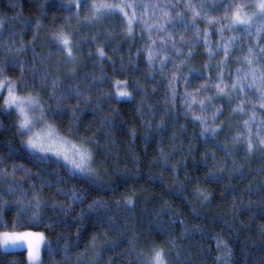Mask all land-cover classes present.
Instances as JSON below:
<instances>
[{
    "label": "trees",
    "instance_id": "1",
    "mask_svg": "<svg viewBox=\"0 0 264 264\" xmlns=\"http://www.w3.org/2000/svg\"><path fill=\"white\" fill-rule=\"evenodd\" d=\"M80 3L86 4L87 10L77 9L76 0H0V63L7 62L8 78L14 84L22 80L31 84L33 68L37 73V85L41 82L40 73L45 70L51 74L50 79L58 81L55 98L60 99L64 93L68 95L59 106L64 113L63 126H53L66 138L79 143L69 131L73 111L76 112L80 135L83 136L85 130L90 128L88 135L107 150L105 158L92 149L101 177L116 190L98 192L85 183L72 180L67 186L61 185L65 192L69 195L73 191L80 195L87 192L83 203L73 204L67 196L57 193L55 187L44 188L39 193L43 207L35 222L31 220V209H25L28 216L17 217L16 206L5 195L8 205L6 211L0 214V264H31L25 245H3L5 231L43 234L48 247L43 252L40 264H80V261L83 264H135L136 253L129 254L127 251L130 239L135 238L137 242L136 252L150 258L153 247L164 246L162 242L169 234L176 246L171 248L170 254L169 247L164 246L166 264L183 261L212 264L220 255L214 239L217 236L232 247L231 264H264V238L259 231L264 228V202L260 199L264 187L257 190L258 186L264 185V155L259 151V140L264 138V132L257 134V126L264 119V112L257 111L253 121V114L249 111L251 105H245L244 112H233L237 105L229 106L225 102L222 105L223 115L214 124L213 103L205 99L199 90L208 78L213 83H219L216 69L225 57L218 48L232 36L238 37L239 47H233L231 52L241 60L227 61L228 72L234 77L238 69L246 67L243 57L249 56L248 47L257 43L256 28H253L251 36L228 31L226 26L235 7L229 12V19L224 18V12L225 7L232 4L240 6L243 13L250 8L248 5L252 0H81ZM123 3L144 6L126 10L129 18L133 11L137 13L131 25V34L123 14L117 11L115 16H111L104 7ZM188 3L192 8L185 7ZM96 4H103L102 9L97 11L98 8L93 7ZM166 4L169 5L170 15L176 12L183 15L188 28L184 30L183 25L178 24L177 30L171 33L172 39L168 41L165 51L161 52L159 45L165 39V34H157L153 27L150 40L148 26L164 23L167 17L163 16L161 8ZM155 5L158 7H153ZM78 11L79 20L70 18ZM194 12L200 13L195 24L192 21ZM141 17L146 23L140 22ZM258 20L259 17L254 23ZM36 21L40 22L39 27ZM221 27H224L223 39L218 32ZM198 30L201 35L204 32L210 34L207 46L198 37ZM60 33L71 42V58L66 51L63 56L55 52L57 47L63 48L56 39ZM36 35L38 38L34 41ZM260 35L264 42V31ZM181 36L186 45L195 46L180 48L182 56L176 57L171 44L174 41L179 45ZM152 40L156 41L155 46H152ZM149 46L155 49L151 69L148 66ZM33 47L37 53L35 64L31 51ZM25 48L29 49L26 54L18 51ZM100 49L104 52L103 57L99 55ZM137 49L141 50L139 56ZM253 51L259 54L258 49L254 48ZM167 53H171L172 57L165 61L164 74L161 75L160 61L165 59ZM210 54L212 59L208 58ZM172 58L177 62L182 58L187 59L184 65L173 70ZM14 59L27 66L28 70L23 76L18 67L11 68ZM189 70H193L191 75ZM173 76L177 78L173 81L177 93L182 96L187 91L197 101L191 104L188 119L184 118L182 100L178 99L176 108H172V91L168 88V82ZM185 77L194 86L186 87L183 83ZM228 80L226 72L225 82ZM119 83L125 84L131 97L118 99L115 87ZM36 91H39L38 87ZM47 91L49 95L52 94L51 87ZM77 91L81 95L77 96ZM30 92L31 89L19 94L27 96ZM207 95L216 97V89L209 88ZM45 100L53 110L57 109L48 96H45ZM201 101L206 111H202ZM4 107L0 100V108ZM216 107L221 105L217 104ZM166 108L171 109L174 115L165 116ZM195 116H203L209 128H221L222 131L215 138L209 137L206 143L200 136L203 128L197 126L200 122L194 120ZM161 120L164 121L165 131L157 133L155 126L160 125ZM246 120L249 121L247 126L244 124ZM105 121L110 123V128ZM18 124L14 112L11 118L0 115V157L6 158L3 165L9 173L6 180L24 184L27 190V185L38 184V180L36 169L22 155L20 138L13 131L14 125ZM149 125L152 127L149 128ZM130 133H135L134 142ZM249 134L255 154L248 155L245 160L246 143L234 144L232 137H239L243 141ZM145 137H149L147 143ZM9 144L18 149L12 158H8ZM225 146L235 150L231 157L226 156ZM213 155L219 167L212 166ZM14 163L32 170L33 178L26 180L20 172L13 176L11 168ZM117 172L127 173L131 178L117 175ZM209 172L222 182L206 181ZM38 175L55 183V177L46 173ZM177 177L183 185L182 189L177 185ZM249 186L251 193L246 191ZM2 190L6 192L7 183L3 184ZM202 193L208 195L209 201L202 200ZM93 200L107 203L108 209L89 212L88 205ZM128 201L133 203L125 209L124 204ZM82 211L84 216L81 219ZM101 215L103 227L97 223V217ZM109 217L112 219L111 228L108 227ZM174 219L175 223L172 222ZM105 233L108 234L107 242ZM93 237H96L95 247L92 245Z\"/></svg>",
    "mask_w": 264,
    "mask_h": 264
},
{
    "label": "snow or ice",
    "instance_id": "2",
    "mask_svg": "<svg viewBox=\"0 0 264 264\" xmlns=\"http://www.w3.org/2000/svg\"><path fill=\"white\" fill-rule=\"evenodd\" d=\"M70 6V5H69ZM144 7L143 5H137L135 3H123L120 5H104L105 8L109 10L108 14L111 16H115L116 12L119 11L123 16L127 19L129 34H131L132 28L131 25L133 23V19L136 17L137 13L133 11L132 17L129 18V13L126 11L128 8L135 9L136 7ZM249 7H256L258 11L254 13L255 16L259 17V20L255 23L253 22V17L242 15L240 6H234L232 4H228L225 7L224 18L229 19V12L235 7V11L232 12L230 17L229 25H227L228 31L231 32H242L246 36L253 35V28H256V37L257 43L255 45H250L248 47L249 56H244L243 61L246 64V67L237 70L236 76H232L230 72H228V64L227 61L235 59L237 62H240L241 58L239 56H234L231 52L233 47H239L237 44L238 37L232 36L230 37L223 45H220L218 51L222 50L225 60L221 63V66H218L216 71L218 73L217 79L219 83H213L211 78H208L205 84L200 85L199 90L202 94L205 95V99L209 100L213 103V107L215 111L212 113L213 115V123L215 124L219 117L223 115L222 105L227 102L229 106L232 104H236L237 106L232 109L233 112L240 111L244 112L245 105H251L249 111L252 112V120H255V115L257 111L264 112V42H262L261 31H264V0H252V3L248 5ZM68 7V6H66ZM75 7L77 9H85L87 10V5H82L79 0H76ZM95 7V6H93ZM153 7H158L155 5ZM175 7V5H172ZM185 7L192 8L190 3L186 4ZM169 5H165L161 8V12L164 17L167 19L164 23L159 25L148 26L149 37L151 38V31L153 27L157 34L164 33L165 39L161 41L159 45V50L161 52L165 51L166 45L168 41L172 39L171 33L177 30V25L181 24L184 27V30H187L188 24L185 22L184 17L181 13L176 12L174 15H170L169 13ZM99 11V9H97ZM200 13L194 12L192 21L195 24L196 17L199 16ZM80 12L74 13L70 16V18H76L79 20ZM15 20L13 19V23ZM141 23H146L141 17ZM39 21H36L37 26L39 27ZM211 23V21H209ZM257 24L259 27H257ZM165 25H169V27H165ZM0 27H2V22H0ZM143 32L144 29L142 28ZM223 31L224 27L218 29V32L223 39ZM198 37L204 40L205 45L208 44L209 33L204 32L202 35L199 30L197 32ZM38 38V35L33 37L35 41ZM57 41L59 44L63 45V48L57 47L55 49L56 54L63 56L65 51L67 52L68 57H72V48L70 47V40L63 33H60L57 36ZM156 45V41L152 40V46ZM52 47V45H48ZM149 46L148 48V66L151 69L153 67V57L155 55V49ZM195 45H186L183 42V37L181 36V43L177 45L176 42H172L171 47L175 50L176 57H181L182 53L180 52V48L183 47H194ZM254 48L258 49L259 54L254 53ZM18 51H22L25 54L29 49H21ZM33 54V62L36 63V50L35 47L31 49ZM11 53V49H9ZM141 54V50L137 49V56ZM99 55L101 57L104 56V52L102 49L99 50ZM191 53H189V57ZM172 57L171 53H167L165 55V59L160 61L161 68L159 69L161 75L164 74L165 61L169 60ZM209 59H212V55L210 54ZM187 58H182L177 60L175 58L171 59L173 70L179 68L181 65L185 64V60ZM7 62L0 63V100H3L5 105L4 108H0V115H6L11 118L12 113L18 112V118L20 120L18 126L13 127V131L20 138V149H22V155L26 157L29 161H31L33 167L36 169V179L38 180V184H30L27 185V190H25V185L17 183L15 180L8 181L6 177L8 176L7 169L3 168V165L6 163V158L0 157V214L6 211L8 201L5 199V195H7L16 206L15 210L17 213V217L20 216H28L29 213L25 211V209L33 210L31 215L32 222H35L39 219L40 211L43 207L42 198L40 196V192L43 191L44 188L52 189L55 187L56 192L62 195L67 196L73 204L83 203L85 197L87 196V192L84 195H80L78 192L73 191L69 195V193L64 191V188L61 185L67 186L72 180H76L77 183H85L89 186V188L98 191V192H106L113 191L115 192V188L111 183L106 182L102 177L100 171L95 167L97 161L94 158V153L92 149L96 150V154L102 155L107 158V150L104 149L98 140L93 139L92 136L88 135L90 128L85 130L84 135L81 136V129L77 122L76 112L73 111L72 122L69 127L70 133L73 135V139L79 142V146L76 143L72 144L71 148V156L69 154L68 149L57 150L56 141L60 138L55 136V131L53 125L58 127L63 126V110L59 107L64 100V97L67 96V93L62 94L60 99L55 98V93L57 91L58 81L55 78L50 79V73L47 70L40 73V84L37 85L35 83L36 80V69L33 68V81L31 84L28 83L27 80H22L18 84H14L11 79L8 78L9 72L7 70ZM43 65V58H41L40 66ZM19 68L21 76L23 73L28 70L27 66L18 60H13L11 64V68ZM193 70H189V75ZM228 73L229 80L225 82V73ZM154 78V77H150ZM177 78L175 76L172 77L168 82V88L172 91V108H176L177 100H182L184 102V118L188 119V111L191 110V104L196 103L195 98L191 97V93L185 91V93L181 96L177 93V91L173 88V81ZM183 83L185 86H194L190 84V81L187 77L184 78ZM23 85V86H22ZM37 87L39 91H36ZM51 87L52 94L49 95L47 89ZM214 87L216 89V97H211L207 95L209 88ZM31 92L27 97H21L18 95L19 92ZM225 89H230L231 91H225ZM155 91V89H154ZM6 92V98H5ZM76 95H81L80 92H76ZM121 97H131V94L127 91H120L118 93ZM45 96H48V99L57 105V109L53 110L51 104H49L45 100ZM191 98V99H190ZM202 111H206L203 106V102L201 101ZM219 104L221 107H216ZM34 114H38V118L34 117ZM165 116H173L174 113L171 109L164 110ZM143 119V117H141ZM195 121H199L198 127H202L203 131L200 133V136L204 138L207 143L208 138H215L221 131V128H209L208 122L204 119L203 116H195ZM50 121V122H49ZM175 122V121H173ZM109 128L111 127L110 123L104 122ZM245 126L249 124V121H244ZM44 126L46 128V134H33V129ZM152 126L149 125V128ZM155 130L157 133H162L165 131L164 121L161 120L160 125L155 126ZM261 132H264V119H262L257 126V134L259 135ZM133 142L135 141V133H130ZM26 138V139H25ZM149 137H145V143H147ZM175 137H173V140ZM232 141L234 144L246 143L247 148L244 159H248V155L255 154L254 144L251 140V135L245 139L241 140L239 137L233 136ZM163 142V138L161 137V143ZM259 145L261 146L259 151L262 155H264V138L259 140ZM8 158H12L13 154L18 151V149L14 148L11 144L7 145ZM226 156L231 157L233 155L234 149L230 150L225 146L224 148ZM244 151V149H241ZM163 151L161 149V156L163 157ZM133 159H137L133 157ZM167 160V157H164ZM206 162V161H205ZM235 160L233 159V164L235 165ZM213 167H219V164L216 162L215 157L213 155ZM138 170V169H137ZM221 171H225L221 169ZM11 172L13 176L20 172L25 177L26 180H30L33 178L34 173L32 170L25 168L23 165L13 164L11 168ZM38 173H46L50 177H55V183L52 180H46L43 176L38 175ZM63 173V174H61ZM186 174V170H185ZM117 175L124 176L126 178H131L127 173L117 172ZM152 177H150L151 179ZM206 181H218L217 176L213 173L209 172L206 175ZM177 185L182 189L183 185L179 183L178 177L176 178ZM7 183V190L4 192L2 190L3 184ZM264 187V185L258 186L257 190ZM247 192L251 193L252 188L249 186L246 189ZM19 196V198H17ZM29 197H32L30 200ZM203 201H209V197L206 194H201ZM260 199L264 202V192H261ZM133 202L128 201L124 204L125 209L129 208ZM251 204V202H250ZM55 207V205H53ZM109 205L100 200H93L92 204L88 205L89 212H94L97 209H108ZM64 210V209H62ZM195 212V209H193ZM106 214V213H105ZM84 216L83 211L80 214V218L82 219ZM175 223V219L172 221ZM97 223L101 224V227L104 226L103 215L97 217ZM183 225V222H180ZM108 227H112V219L109 217L108 219ZM262 238H264V228L259 229ZM79 235V232H78ZM181 235H184L182 233ZM108 234H104L105 242H107ZM3 239L5 245L8 243L15 244H26L28 250V257L30 259H36L38 256L39 243L38 241L42 239L41 234L35 232H13L9 233L5 231L3 233ZM216 240V250L220 253V255L212 261V264H231L233 259V249L229 245L228 242L223 241L221 236L214 237ZM155 244V241H153ZM163 245L169 247V254L171 248L176 246L175 241L172 239L171 235H167V238L163 240ZM92 245L95 247L96 245V237L92 238ZM130 247L127 249L129 254L136 253V261L135 264H166V254L164 246H156L152 249V255L150 258L144 256L141 252H136L137 242L135 238L129 240ZM65 252H67V248H65ZM177 255H179L177 253ZM80 264H83L80 261ZM178 264H191L190 261L178 262Z\"/></svg>",
    "mask_w": 264,
    "mask_h": 264
},
{
    "label": "rangeland",
    "instance_id": "3",
    "mask_svg": "<svg viewBox=\"0 0 264 264\" xmlns=\"http://www.w3.org/2000/svg\"><path fill=\"white\" fill-rule=\"evenodd\" d=\"M81 0H79L80 2ZM102 5L103 4H96L95 8L101 10L102 9ZM99 6V7H98ZM258 11V9L256 7H250L247 11H244L242 13V15H245V16H250V17H253V22L258 18V16H255L254 13H256ZM115 91H116V96L118 97V99H122V100H125V99H128L129 97H121L118 95V93L120 91H127V88L125 86V84L123 83H119L116 85L115 87ZM19 96L21 97H27L25 95H21L18 93ZM5 98H6V92H5ZM3 101V100H2ZM14 113L16 114L17 118H18V112H15ZM34 117L35 118H38V114H34ZM18 122H20L19 118H18ZM54 128V131H55V136H58L60 139L56 141V148L57 150H63V149H68L69 150V154L71 156V148H72V144L73 143H76L77 146H79V143L77 142H73L71 141L70 139L66 138L65 136H63L62 134H60L56 129L55 127L53 126ZM46 128H44V126H41L39 128H35L33 129V134H41V135H44L46 134ZM26 139V138H25ZM95 167H97V165H95ZM98 169V167H97ZM41 237L42 239H40L38 241L39 243V249H38V256L36 259H30V262L31 264H40L41 262V258H42V255H43V252L44 250L48 247V242H47V239L45 238V236L43 234H41ZM3 241V240H2ZM2 244V243H1ZM22 245H25L27 247L26 244H23V243H20ZM3 245H5V243H3ZM11 250V249H10Z\"/></svg>",
    "mask_w": 264,
    "mask_h": 264
}]
</instances>
